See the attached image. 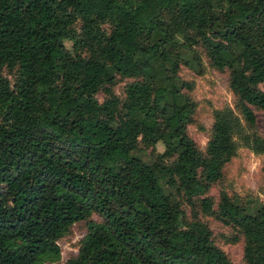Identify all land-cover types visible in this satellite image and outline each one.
<instances>
[{"label": "trees", "instance_id": "trees-1", "mask_svg": "<svg viewBox=\"0 0 264 264\" xmlns=\"http://www.w3.org/2000/svg\"><path fill=\"white\" fill-rule=\"evenodd\" d=\"M195 42L227 69L252 125V107L264 108V0H0V68L14 70L13 82L0 72V264L56 258L78 220L86 232L61 264H233L166 187L240 231V264H264V204L251 212L220 190L213 206L206 194L236 122L215 119L204 150L186 132L194 103L177 67ZM125 77L120 98L109 86ZM158 140L170 162L133 153Z\"/></svg>", "mask_w": 264, "mask_h": 264}, {"label": "rangeland", "instance_id": "rangeland-1", "mask_svg": "<svg viewBox=\"0 0 264 264\" xmlns=\"http://www.w3.org/2000/svg\"><path fill=\"white\" fill-rule=\"evenodd\" d=\"M98 26L100 29H107L109 22L100 21ZM71 27L74 33L79 34L78 20ZM175 38L181 40L177 34ZM64 43L66 46L70 45L69 40H65ZM0 72L13 82V69L2 66ZM177 72L181 79L190 84L186 91L194 107L191 119L186 124V132L193 140L195 147L200 150L205 149L211 134V124L215 119L230 118L237 124L236 130L232 133L235 142L234 153L227 162L223 163L220 179L211 182L206 192L212 205L214 206L217 201L218 192L223 190L228 195L236 196L246 210L255 211L264 204V108L253 106L255 119L252 125L247 124L238 110L236 97L228 86L227 69L213 66L204 48L198 42L192 43L191 49H183ZM131 79L130 77L117 78L109 86V90L122 98L123 87ZM258 87L264 89V80L258 83ZM96 96L98 100H102L106 96L105 90L98 89ZM163 148V143L158 140L152 147L139 144V148L133 150V153L146 162L157 160L159 158L157 154L163 155L162 159L165 162H170L171 158L163 154ZM166 190L176 195L186 220L191 219L194 213L197 214L199 220L209 228L213 242L222 249L228 259L233 264L241 263L242 235L236 227L222 223L213 215L202 212L196 199L193 205H190L175 193L174 188L166 187ZM91 218L98 220L95 214H91ZM85 232V220L72 222L57 240L59 255L56 258L42 257L39 264L63 263L76 253Z\"/></svg>", "mask_w": 264, "mask_h": 264}]
</instances>
